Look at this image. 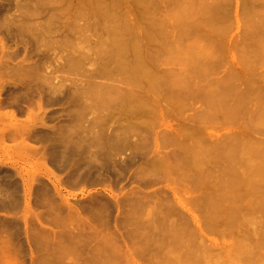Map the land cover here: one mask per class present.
Listing matches in <instances>:
<instances>
[{"label":"rangeland","instance_id":"rangeland-1","mask_svg":"<svg viewBox=\"0 0 264 264\" xmlns=\"http://www.w3.org/2000/svg\"><path fill=\"white\" fill-rule=\"evenodd\" d=\"M29 10H31L30 15H28ZM257 17L260 19L258 20ZM86 21H89L90 25H85ZM263 21L264 0H0V112L13 113L12 115L15 116V118L13 116L9 118L10 114L0 113L2 114L0 116V264H264ZM102 29L103 33H101ZM110 30L114 33L112 34ZM143 32L146 33L145 38L148 37L147 41L143 38ZM108 33L110 36L107 35ZM102 35L105 36L102 37ZM116 36H119L120 40ZM187 44L190 45L187 49L189 48L192 54L186 49ZM132 45L142 48L139 50L144 58L134 53L136 48L132 51ZM90 46L92 48H89ZM121 48L127 50L123 51ZM113 50L123 55L117 59L119 55ZM93 52L95 55L99 53L95 56L96 58ZM131 52L134 54L132 55ZM186 57L190 63L187 62ZM115 58L125 59L124 61L129 63L131 60L135 61L134 58L136 61L140 58L139 62L142 58L145 59L147 62L143 61L144 65H141L149 66V73L155 78L162 79V81L158 79L160 87H155L156 85L149 81L151 77L149 80L144 79L149 77L148 73L142 78L144 75L141 76L142 73L138 74L139 72L136 71L143 79L142 81L138 76L142 83L137 77V81L134 77L133 80L129 79L131 81L126 80L127 75L135 73L133 71L136 68L132 71L134 68L131 66V72H126L130 70L127 69L128 62L126 64L123 61L122 64L120 60L118 63L121 64L115 65L117 61ZM86 59H88L87 62ZM194 59H197L199 63L202 60V66L197 64L201 66V70L197 66L199 69H196V72L192 71L191 83L193 84L189 87L197 83L196 91L202 93V87H200L201 90L198 87L206 84L205 82L211 83L210 88L214 83H219L220 86L217 85L216 90L222 88V92L227 97H223L225 100L222 104L218 105L220 102L215 101L218 106L215 105V109L220 111L223 107L226 109L228 106V109L236 107L235 112L238 111V113L235 117L236 119L239 117L238 121L235 119V122L223 123L220 116L215 118L216 120H207L203 115L199 118L200 115L197 114L199 110L206 109L208 105L203 100L205 98H201L204 94L194 95L196 97L177 96L180 80L176 81L175 78L180 77L181 72L186 71L191 66V60ZM192 64L195 67L196 64L194 62ZM91 65L94 66L91 67ZM121 65L126 66V68L123 67L124 72H121L119 67ZM91 68L94 70L92 71ZM142 69H140L141 72L147 68ZM189 70L191 72V67ZM119 78L121 79L118 81ZM157 78L156 82L152 79L155 84ZM165 78L170 79L169 82ZM150 83L155 88L152 89L150 88L152 86L147 85ZM133 85L139 86V89ZM142 85L144 89L140 88ZM209 86L203 90L210 91ZM109 89L111 95L108 93ZM147 89L149 92L145 91ZM187 89L189 88L186 87L184 90ZM96 90L98 93L102 92L99 95L103 94V96L96 95ZM89 91H95V93ZM87 92L89 96L93 95L90 98L85 97ZM127 92L131 94L142 92L141 98L145 99V106L139 104L136 106V101L133 103L131 100L126 101V98L120 94ZM173 92L177 93L174 97ZM177 101L181 103L180 107ZM127 104L131 105L127 107ZM213 108L211 111L216 112ZM197 116L198 119L195 120ZM94 117L97 118L94 120ZM131 122H133L131 129L130 127L127 129L132 131L131 133L127 131L129 147L128 144L127 147L117 145L119 149L113 147L114 145L110 146L111 142L103 136L104 133L106 135L112 133L115 125H128ZM97 129L99 132L96 131ZM145 130H148V135L145 134ZM100 131L104 140L100 139V135L96 140L95 136L97 133L100 134ZM142 131L145 132L142 134ZM187 134L191 135V138ZM230 135L233 136L232 140ZM192 136L200 140L201 147L206 146L209 149L211 147L210 153L207 152L205 156L202 151L201 155L214 163L208 161L209 165L206 164L207 162L203 165L199 164L201 168L196 165L202 171L197 167L194 169L187 167L190 166L188 161H192L188 160L192 157H189L192 153L189 152V154L190 150H187L188 147L186 149L185 146L193 141ZM91 137H95L93 141L100 143L92 145ZM224 138L228 142H224L226 144L223 143V145L221 142ZM142 139L143 141H140ZM246 143L249 145L244 146ZM225 145L228 146L226 149L223 148L226 147ZM252 146H255L254 151L251 149ZM122 147L125 148L122 149ZM249 147H251L250 151ZM230 150L233 151L230 152ZM158 155L162 158L160 159ZM202 156L198 158L202 160ZM126 159L131 161H128V167L124 168L122 161ZM229 161L233 162L229 165ZM252 162H254L253 165ZM169 164L172 166L176 164L179 168L171 167ZM237 166L239 170L241 167V172ZM221 168L226 170L224 179L227 177L226 180L229 182L223 180ZM218 170L220 174L218 176L221 177L218 181L225 182L221 183V186L216 185L215 181ZM139 171H146L145 177ZM206 173L212 174L211 184L216 185H208L214 188V191L216 190L215 193L211 192L213 195H209L207 190L210 178L209 181L205 178ZM150 174L151 177L148 176ZM213 175H215L214 178H212ZM197 176L202 177H200L201 181H195ZM249 177H251L250 181ZM234 179H236L235 182ZM192 182L198 185L194 187ZM133 192L138 195L143 193L141 197L142 200L145 198L144 204L141 205L143 209L139 210V205H136L137 200ZM225 192L227 197L223 194ZM226 199L227 203L224 202ZM114 200L117 202L120 200L122 203L119 202L118 206ZM132 208L135 210V213H132L134 217L128 214V210L134 211ZM106 209L109 212L106 213ZM137 210L141 213L144 210V213L139 215ZM172 222L175 224L174 227L170 226ZM142 230H145L147 234ZM167 233L170 234L167 235Z\"/></svg>","mask_w":264,"mask_h":264},{"label":"bare ground","instance_id":"bare-ground-1","mask_svg":"<svg viewBox=\"0 0 264 264\" xmlns=\"http://www.w3.org/2000/svg\"><path fill=\"white\" fill-rule=\"evenodd\" d=\"M31 2H32V1H31ZM25 3H26V2H25ZM24 5H25V4H24ZM31 5H32V4H31ZM28 6H29V5H28ZM23 7H25V6H23ZM26 7H27V5H26ZM213 7H215V6H213ZM217 7H218V6H217ZM27 8H28V7H27ZM212 9H214V8H212ZM210 10H211V9H210ZM30 11H31V10H29V14H28V15H30ZM212 11H213V10H212ZM255 11H256V10H255ZM188 12H189V11H188ZM193 12H194V11H193ZM31 13H32V12H31ZM249 13L251 14V12H249ZM212 14H213V13H212ZM257 14H258V12H257ZM257 14H256V15H257ZM252 15L255 16V14H253V13H252ZM106 16H107V15H106ZM251 18H254V17L251 16ZM257 18H258V17H257ZM105 19H106V17H105ZM107 19H108V18H107ZM254 19H255V18H254ZM259 19H260V18H258V20H259ZM261 20H262V18H261ZM86 22H87V21H86ZM88 22H89V21H88ZM88 22L85 23V25L88 24ZM198 22H199V21H198ZM198 22H194V23H198ZM256 22H257V21H256ZM259 22H260L261 25H262V22H261V21H259ZM263 22H264V21H263ZM31 24H32V23H31ZM85 25H84V26H85ZM88 25H90V23H89ZM99 25H100V24H99ZM99 25H98V26H99ZM103 25H104V24H103ZM112 25H113V24H112ZM188 25L191 26V24H188ZM188 25H187V26H188ZM192 25H193V24H192ZM258 25H259V24H258ZM30 26H31V25H30ZM48 26H50V25L48 24ZM84 26H83L82 28H84ZM104 26H107V25L105 24ZM104 26H103V28H104ZM109 26H110V25H109ZM113 26H114V25H113ZM115 26H116V25H115ZM183 26L186 27L185 25H183ZM34 27H35V26H34ZM36 27H37V26H36ZM121 27H122V26H121ZM31 28H32V27H31ZM31 28H29V29L31 30ZM41 28H42V27H41ZM88 28H90V27H88ZM95 28H96V27H95ZM100 28H101V26H100ZM108 28H109V27H108ZM113 28H114V27H113ZM192 28H193V27H192ZM33 29H34V28H33ZM46 29H47V27H46ZM49 29H50V27H49ZM104 29H105V28H104ZM110 29H111V28H110ZM115 29H116V28H115ZM182 29H183V28H182ZM187 29L189 30V28H187ZM194 29H195V28H194ZM106 30H107V28H106ZM116 30H117V29H116ZM116 30H115V31H116ZM184 30H185V29H184ZM34 31H35V30H34ZM34 31H33V32H34ZM38 31H39V30H38ZM40 31H41V30H40ZM43 31H45V30H43ZM144 31H145V30H144ZM146 31L148 32V30H146ZM181 31H182V30H181ZM181 31H180V32H181ZM191 31H192V29H191ZM194 31H195V30H194ZM110 32H111L112 34L114 33V32H112L111 30H110ZM116 32H117V31H116ZM116 32H115V34H116ZM120 32H121V31H120ZM120 32H119V33H120ZM122 32H123V31H122ZM157 32H159V30H158ZM183 32H185V31H183ZM37 33H38V32H37ZM98 33H99V31H98ZM101 33H103V29H102ZM117 33H118V32H117ZM143 33H144V32H143ZM148 33H149V32H148ZM109 34H110V33H108L107 35H109ZM121 34H122V33H121ZM133 34H135V33H133ZM145 34H146V33H144V35H145ZM98 35L100 36V33H99ZM98 35H97V36H98ZM107 35H106V36H107ZM116 35H117V34H116ZM136 35H137V33H136ZM136 35H135V37H136ZM144 35H143V38L146 37V35H145V36H144ZM95 36H96V35H95ZM95 36H94V37H95ZM103 36H105V35H102V37H103ZM109 36H110V35H109ZM112 36H113V35H112ZM123 36H124V35H123ZM149 36L151 37V35H149ZM107 37H108V36H107ZM107 37H106V38H107ZM113 37H115V35H114ZM113 37H112V38H113ZM129 37H130V36H129ZM131 37H132V34H131ZM85 38H87V37H85ZM104 38H105V37H104ZM109 38H111V37H109ZM116 38H118V40H120V39H119V36H118V37L116 36ZM121 38H122V36H121ZM143 38H142V40H144ZM147 38H148V37H147ZM147 38H145V40H146ZM151 38L153 39V37H151ZM163 38H164V37H163ZM100 39H101V37H100ZM123 39H124V37H123ZM129 39H130V38H129ZM152 39H149V40H152ZM84 40H85V39H84ZM87 40H88V39H87ZM87 40H86V41H87ZM96 40H97V39H96ZM101 40H102V39H101ZM104 40H105V39H104ZM112 40H113V39H112ZM114 40H115V38H114ZM131 40H132V39H131ZM133 40L136 41V39H134V37H133ZM138 40H139V38H138ZM149 40H148V41H149ZM163 40H164V39H163ZM46 41H47V40H46ZM86 41H85V42H86ZM98 41H99V40H98ZM107 41H109V39H107ZM116 41H117V40H116ZM139 41H140V40H139ZM146 41H147V40H146ZM174 41H175V40H173V42H174ZM49 42H50V41H49ZM83 42H84V41H83ZM95 42H96V41H95ZM95 42H94V44H95ZM102 42H104V41H102ZM102 42H99V43H102ZM112 42H113V41H112ZM120 42H121V41H120ZM123 42H124V41H123ZM141 42H143V41H141ZM157 42H158V41H157ZM166 42H167V41H166ZM166 42H165V43H166ZM117 43H118V42H117ZM121 43H122V42H121ZM136 43H137V42H136ZM138 43H139V42H138ZM175 43H176V41H175ZM86 44H87V43H86ZM106 44H107V43H106ZM112 44H113V43H112ZM114 44H115V43H114ZM126 44H127V43H126ZM131 44H132V43H131ZM84 45H85V44H84ZM84 45H83V46H84ZM90 45L92 46V44H90ZM102 45H103V44H102ZM120 45H122V44H120ZM157 45H159V44H157ZM191 45H192V44H191ZM48 46H49V45H48ZM85 46H86V45H85ZM91 46H90L89 48H92V47H93V46H92V47H91ZM95 46H97V45H95ZM105 46H106V45H105ZM105 46H104V47H105ZM107 46H109V45H107ZM112 46H113V45H112ZM112 46H111V47H112ZM126 46H127V45H126ZM130 46H131V45H130ZM132 46H133V45H132ZM135 46L137 47V45H134L133 48H132V51L136 48ZM154 46H156V44H155ZM162 46H163V44H162ZM185 46H186V49H187L188 44L185 45ZM189 46H190V45H189ZM189 46H188V47H189ZM86 47H87V46H86ZM100 47H101V46H100ZM118 47H120V46H118ZM122 47H124V46H122ZM160 47H161V46H160ZM82 48H83V47H82ZM95 48H97V47H95ZM108 48H109V47H108ZM139 48H140V47L136 48L135 50H137V51L134 50V53H137L138 56L140 55V57H143V56L141 55V53H140L141 50H139ZM77 49H78V48H77ZM97 49H98V48H97ZM97 49H96V51H97ZM109 49H110V48H109ZM121 49H122V48H121ZM128 49H129V48H128ZM140 49H142V48H140ZM188 49H189V48H188ZM188 49H187V50H188ZM73 50H74V49H73ZM73 50H71V51L73 52ZM78 50H80V48H79ZM101 50H103V49H101ZM105 50H106V49H105ZM105 50H104V51H105ZM107 50H108V49H107ZM117 50H118V48H117V45H116V51H117ZM122 50L124 51V50H127V49L125 48V49H122ZM138 50H139V51H138ZM161 50H162V48H161ZM71 51H70V52H71ZM80 51L82 52L83 50H80ZM113 51H115V50H113ZM116 51H115V52H116ZM123 51H121V52L123 53ZM128 51H129V50H128ZM158 51H159V49H158ZM188 51H189V50H188ZM74 52L76 53V50H74ZM77 52H78V51H77ZM86 52H87V48H86L85 53H86ZM88 52H89V51H88ZM91 52H92V51H91ZM91 52H90V53H91ZM99 52H101V51H99ZM119 52H120V49H119L118 53H119ZM159 52H160V51H159ZM189 52H190V51H189ZM191 52H192V51H191ZM191 52H190V53H191ZM200 52H201V51H200ZM85 53H84V54H85ZM93 53H94V52H93ZM103 53H105V52H103ZM103 53H102V54H103ZM110 53H111V52H110ZM116 53H117V52H116ZM118 53H117V54H118ZM124 53H125V52H124ZM129 53H130V52H129ZM131 53H132V55L134 54L133 52H131ZM194 53H195V52H194ZM87 54H88V53H86V55H87ZM98 54H99V53H98ZM98 54H97V55H98ZM108 54H109V53H108ZM114 54H115V53H114ZM191 54H192V53H191ZM196 54H197V53H196ZM202 54H203V53H201V55H202ZM72 55H73V54H72ZM74 55H75V54H74ZM74 55H73V56H74ZM82 55H83V54H81V56H82ZM97 55H95V53H94V57L97 56ZM118 55H119V54H118ZM122 55H123V54H122ZM122 55L117 56V59H118V57H121ZM128 55H129V54H128ZM132 55H131V57H132ZM137 55L135 54V56L138 58ZM187 55H188V54H187ZM113 56H114V55L112 54V57H113ZM129 56H130V55H129ZM196 56H197V55H196ZM196 56H195V57H196ZM198 56H199V55H198ZM198 56H197V57H198ZM68 57H69V55H68ZM88 57H90V56H88ZM145 57H146V56H145ZM188 57H189V55H188ZM192 57H193V55H192ZM201 57H202V56H201ZM76 58H77V57H76ZM92 58H93V57H92ZM95 58H96V57H95ZM100 58H102V57H100ZM105 58H106V57H105ZM143 58H144V57H143ZM143 58L141 59L142 61H140L141 63L139 62L140 58H139V60L137 59V61H136V58H134L135 61H132V60H131L133 63H134V62L137 63V64L135 63L136 66H135L131 61H130V63H129V61H124L125 59H123V58H122L123 60H121V58H120L119 60H117V59L115 58V59L117 60V61H115V63H116L115 65H117V64L120 65L121 63H118V62H120V60H121L122 64H123V61H124L125 63L128 62V64L126 63V64H127V67H128L127 69H130V70H126V72H131V69H132V68H130V67L132 66V67L134 68V69H132V71L135 70V68H136V70L133 71V72H135L136 74H135V73H131L129 76L127 75V79H126V80H129V79H132V80H133V77H134V78H135V79H134L135 81H137V79H138V81H139L140 83H142V81H143L142 78H144V77L147 75V73L150 74V73H149L150 69H149L148 63H147V66H148V67L142 66V65H144V64H143V63H144L143 61H146L145 59L143 60ZM186 58H187V57H186ZM71 59H72V58H71ZM74 59H75V57H74ZM106 59H108V58H106ZM111 59H112V58H111ZM192 59H193V58H192ZM72 60H73V59H72ZM81 60H82V59H81ZM87 60H88V59H86V62H87ZM186 60H187L188 63H190V61L188 60V58H187ZM199 60H200V59H199ZM92 61H96V60H92ZM92 61H91V62H92ZM100 61H101V60H100ZM104 61H105V60H104ZM68 62H70V61H68ZM73 62H74V61H73ZM91 62H90V63H91ZM107 62H108V61H107ZM146 62H147V61H146ZM192 62H194V64H196L195 67H194V65L192 64ZM196 62H197V63H196ZM201 62H202V60H201ZM201 62L199 63L197 59H196V60H195V59H194V60H191V66H190V67H191V72H190V70H189L190 67L187 68L188 70L186 69V71H182V70H181V71L183 72V73L181 72V74H180V72H178V74H180V77L177 75L178 77L176 76L177 78H175V80H176V81L180 80L179 82H180V83L182 82V83L180 84V83L178 82L179 85L176 84V85H178V87H180V90H178V91H179V92H177L178 94L173 92V97L176 96L175 94H177V96L179 95V97H181V95H183V96L187 95V96L196 97V96H194V95H198V94L201 93V92H199L198 90L196 91V89H197V86H196V85H198L197 83H196V85L194 84L195 86L193 85L194 87H193L192 85H191V86H192L191 88L189 87L190 84H193V83H191V82L193 81L192 78H191V75H192L191 73L196 72V71H197L196 69H199V68L202 66V63H201ZM71 63H72V62H71ZM88 63H89V62H88ZM96 63H98V62H96ZM101 63H102V61H101ZM131 63H132V65H130ZM74 64L77 65L76 63H74ZM78 64H79V63H78ZM86 64H87V63H86ZM92 64H93V62H92ZM111 64H113V63H111ZM126 64H125V65H126ZM139 64H140V65L142 64V65L140 66ZM197 64H198V65L201 64V66H198ZM79 65H80V64H79ZM95 65H96V64H95ZM104 65H105V64H103V66H104ZM138 65H139V66H138ZM192 65H193V67H192ZM92 66H94V65H91V67H92ZM111 66H113V65H111ZM134 66H135V67H134ZM197 66H198L199 68H198ZM98 67H99V66H98ZM119 67L121 68V72H124V71H125V70L123 71V69H124L123 67L126 68V66H122V65H121V66H119ZM119 67L117 66L116 68L118 69ZM141 67H142V68L144 67L145 69H146V68H147V69L144 70L143 72H141V70H143ZM71 68H72V67H71ZM94 68H95V67H94ZM100 68H101V67H100ZM114 68H115V67H114ZM72 69H73V68H72ZM91 69H92V68H91ZM91 69H90V70H91ZM101 69H102V68H101ZM106 69H107V68H106ZM109 69H110V68H109ZM140 69H141V70H140ZM148 69H149V70H148ZM183 69L185 70L184 67H183ZM90 70H89V71H90ZM93 70H94V69H92V71H93ZM113 70H114V69H113ZM113 70H112V72H114ZM115 70H116V69H115ZM119 70H120V69H119ZM200 70H201V68H200ZM84 71H85V69H84ZM98 71H99V70H98ZM116 71H117V70H116ZM136 71H138L139 73L136 72ZM192 71H193V72H192ZM87 72H88V71H87ZM102 72H104V71H102ZM118 72H119V71H118ZM144 72H145V73H144ZM185 72H186V73H185ZM108 73H110V72H108ZM115 73H116V72H115ZM119 73H120V72H119ZM137 73H138V74L142 73V74H140V75H141V76L144 75V76L141 78ZM143 73H144V74H143ZM99 74H101V73H99ZM127 74H128V73H127ZM133 74H134V75H133ZM86 75H87V74H86ZM105 75H106V74H105ZM111 75H114V74H111ZM136 75H137V76H136ZM84 76H85V75H84ZM91 76H92V75H91ZM114 76L116 77V75H114ZM121 76H123V75H121ZM121 76H120V77H121ZM138 76H139V78H140L142 81L138 78ZM155 76H156V74H155ZM158 76H159V75H158ZM188 76H189V77H188ZM108 77H109V76H108ZM129 77H132V78H129ZM136 77H137V79H136ZM147 77H148V76H147ZM147 77H145L144 79H145V80H147V79L149 80V78L151 77V79H150L149 81H150L154 86L156 85L155 87H158V86L160 87L161 84L158 85V83H159V80L162 81V79H160L159 77H158V78L156 77V78H157V83L155 84V82H156L155 79H156V78L154 77V75L152 76V75L150 74L149 77H148V78H147ZM192 77H193V76H192ZM42 78H43V77H42ZM105 78H106V76H105ZM111 78H112V77H111ZM124 78H125V77H124ZM161 78H162V77H161ZM178 78H179V79H178ZM49 79H50V78H49ZM120 79H121V78H119L118 81H119ZM152 79H154L155 82H154ZM158 79H159V80H158ZM165 79L167 80V78H165ZM186 79H187V81H186ZM43 80H44V79H43ZM43 80H41V81H42V82H45V81H43ZM50 80H51V79H50ZM126 80H124L125 84H127V83H126ZM168 80H170V79H168ZM168 80H167V81H168ZM173 80H174V76H173ZM46 81H47V80H46ZM109 81H110V80H109ZM121 81H122V80H121ZM129 81H131V80H129ZM161 81H160V82H161ZM176 81H175V82H176ZM51 82H52V81H51ZM110 82H111V81H110ZM127 82H128V81H127ZM132 82H133V81H132ZM132 82H131V83H132ZM153 82H154V83H153ZM164 82H165V80H164ZM168 82H169V81H168ZM168 82H167V83H168ZM173 82H174V81H173ZM222 82H223V81H222ZM90 83H91V82H90ZM101 83H102V82H101ZM101 83H100V84H101ZM129 83H130V82H129ZM135 83H137V82H135ZM151 83H150V84H147V85L152 86V87H150V88H152V89L155 88V87H153V85H152ZM194 83H195V82H194ZM205 83L207 84V85L204 84V85H206V86H204V85L199 86L198 89L201 90L200 87H202V90H201L202 93H201V95L204 94V96H202V97L200 96V97H201L202 99L205 98V99H203V100H205V103L207 102L208 105L205 104V105H207V108H206V109H203L202 111L199 110V112L197 113L198 115H200L199 118L203 115L205 119H207V120H211V119H215V118H217V117L220 116V118H222L223 123L235 122V121L239 118V117H238V118L236 119V117H235V115L238 113V111H237V113L235 112V108H236V107L233 106L234 108H229V109H230V110H229V109H228L229 106L227 105V106H228L227 109H226V107H225V108L223 107V108L221 109V110H224V111H222L223 113L221 112V110L219 111V110H216V109H215V105H216V107H218V106H217V102H215V101L220 102V103H218V105H219V104H222V102L224 103L223 100H225V98H223V97H227V95L224 94V93L222 92V90H221L222 88H219V90H216V89H218L216 86H217V85L220 86V84H219L218 82H217L218 84L214 83V85H213L212 88L215 87V89H212V88H210V87L212 86L211 83H209V84H208V82H205ZM108 84H110V83H108ZM132 84H133V83H132ZM202 84H203V83H202ZM215 84H216V85H215ZM223 84H224V83H223ZM86 85H87V84H86ZM92 85H93V84H92ZM104 85L107 86L105 82H104ZM127 85H128V84H127ZM136 85H138V83H137ZM173 85H174V83H173ZM200 85H201V83H200ZM209 85H210V86H209ZM221 85H222V84H221ZM225 85H226V84H225ZM225 85H224V87H225ZM95 86H96V85H95ZM99 86H101V85H99ZM99 86H98V87H99ZM108 86H109V85H108ZM117 86H118V85H117ZM140 86H141V85H140ZM149 86H148V89L150 90ZM208 86H209L208 89H210V91L208 90V91L206 92V90H203V89H205V88L207 89ZM219 86H218V87H219ZM229 86H230V85H229ZM87 87H88V86H87ZM90 87H93V86L90 85ZM133 87H138V89H139V86H134V85H133ZM145 87H146V86H145ZM186 87L189 88V89H187V90L185 91L184 89H186ZM99 88H100V87H99ZM108 88H109V87H108ZM108 88H107V89H108ZM111 88H112V86H111ZM130 88H131V86H130ZM140 88H143V85H142V87H140ZM165 88H166V87H165ZM182 88H184V89H182ZM194 88H195V90H194ZM227 88H228V87H227ZM90 89H92V88H90ZM97 89H98V88H97ZM107 89H106V90H107ZM136 89H137V88H136ZM143 89H144V88H143ZM148 89L145 90V91H148ZM178 89H179V88H178ZM190 89H191V90H190ZM211 89H212L213 91H215V92H213ZM224 89H225V88H224ZM232 89H233V88H232ZM101 90H102V89H101ZM103 90H104V88H103ZM182 90H183V91H182ZM193 90H194V91H193ZM75 91H76V90H75ZM75 91H73V92H75ZM77 91H78V90H77ZM85 91H87V90H85ZM107 91H108V90H107ZM151 91H152V90H151ZM151 91H150V92H151ZM176 91H177V90H176ZM180 91H181V92H180ZM227 91H228V90H227ZM89 92H94V93H95V91H89ZM96 92H97V90H96ZM148 92H149V91H148ZM218 92H219V93H218ZM220 92H221V94H222V93H223V94L221 95ZM229 92H230V90H229ZM231 92H232V91H231ZM71 93H72V92H71ZM83 93H84V92H83ZM97 93H98V92H97ZM97 93H95V94H96V95H99V93H102V92L99 91V93H98V94H97ZM105 93H106V94L110 93V95H111V91H110V89H109V92H108V93H107V92H105ZM112 93H113V92H112ZM141 93H142V92H141ZM141 93L138 92V94H137V93H135V94H131V93H128V92H127V93H125V94H120V95H121L122 97L126 98V101H127V100H128V101L131 100L132 103L136 101V102H137V103L135 102L136 106H137V104H139V105L142 106V105H144V102H146V101H144V100H145L144 98H141V97H142L141 95H143V94H141ZM233 93H234V92H233ZM88 94H89V93L87 92V95H85V97H86V96H89ZM149 94H150V93H149ZM152 94H153V92H152ZM154 94L157 95L156 93H154ZM227 94H228V93H227ZM239 94H241V93L239 92ZM243 94H244V93H243ZM248 94H249V93H248ZM70 95H71V94H70ZM80 95H83V94H80ZM92 95H93V94H92ZM92 95H90V96H92ZM101 95L103 96V94H100L99 97H100ZM112 95H113V94H112ZM116 95H118V94H116ZM150 95H151V94H150ZM155 95H154V96H155ZM224 95H225V96H224ZM233 95H234V94H233ZM233 95H232V96H233ZM236 95H237V94H236ZM245 95L247 96V94H245ZM68 96H69V95H68ZM75 96H77V95H75ZM83 96H84V95H83ZM90 96H89L88 98H90ZM94 96H95V95H94ZM104 96H105V94H104ZM113 96H115V94H114ZM187 96H186V97H187ZM198 96H199V95H198ZM218 96H219V97H218ZM220 96H221V98H220ZM234 96H235V95H234ZM240 96H241V95H240ZM242 96H243V95H242ZM242 96H241V97H242ZM77 97H78V96H77ZM85 97H83V98H85ZM111 97H112V96H111ZM118 97H119V95H118ZM122 97H121V98H122ZM217 97H218V98H217ZM60 98H61V97H60ZM69 98H70V97H69ZM74 98H75V97H74ZM88 98H86V99H88ZM92 98H93V97H92ZM106 98H107V97H106ZM131 98H132L133 100H132ZM177 98H178V97H177ZM222 98H223V99H222ZM101 99H102V98H101ZM119 99H120V98H119ZM178 99H179V98H178ZM194 99H195V98H194ZM215 99H216V100H215ZM219 99H220V100H219ZM233 99H234V98H233ZM72 100H73V99H72ZM72 100H71V101H72ZM79 100H80V99H79ZM83 100H84V99H83ZM88 100H89V99H88ZM203 100H202V101H203ZM221 100H222V101H221ZM227 100H228V99H227ZM231 100H232V97H231ZM231 100H230V101H231ZM235 100H236V99H235ZM235 100H234V101H235ZM237 100L239 101V98H238ZM240 100H241V99H240ZM243 100H244V99H243ZM245 100H246V99H245ZM77 101H78V100H77ZM90 101H91V100H90ZM95 101H96V100H95ZM140 101H141V102H140ZM234 101H233V102H234ZM246 101H247V100H246ZM102 102H103V101H102ZM120 102H121V101H120ZM239 102H240V101H239ZM87 103H88V102H87ZM90 103H91V106H92V101H91ZM104 103H105V102H104ZM132 103H131V104H132ZM141 103H143V104H141ZM177 103L179 104V101H177ZM74 104H75V103H74ZM101 104H102V103H101ZM131 104H127V107H128L129 105H131ZM145 104H146V103H145ZM147 104H148V103H147ZM173 104H175V103L173 102ZM178 104H177V105H178ZM180 104H181V103H180ZM180 104L178 105L179 107L181 106ZM212 104H213V105H212ZM225 104H226V103H225ZM229 104H230V103H229ZM80 105H81V104H80ZM105 105H106V104H105ZM139 105H138V106H139ZM177 105H176V107H178ZM81 106H82V105H81ZM91 106H90V107H91ZM93 106H94V105H93ZM98 106H99V105H98ZM125 106H126V104H125ZM125 106H123V107H125ZM134 106H135V105H134ZM136 106H135V107H136ZM144 106H145V105H144ZM144 106H143V107H144ZM213 106H214V108H213ZM237 106H239V105H237ZM78 107H79V106H78ZM87 107H88V106H87ZM101 107H102V106H101ZM104 107H105V106H104ZM139 107H140V106H139ZM139 107H138V108H139ZM211 107H212L213 110H215L216 112L211 111V110H212ZM221 107H222V106H221ZM231 107H232V106H231ZM75 108H76V107H75ZM95 108H96V107H95ZM97 108H99V107H97ZM140 108H141V107H140ZM219 108H220V107H219ZM239 108H240V107H239ZM239 108H238L237 110H239ZM76 109H77V108H76ZM79 109H80V108H78V110H79ZM121 109H123V108H121ZM131 109H132V108H131ZM131 109H130V110H131ZM134 109H135V108H134ZM209 109H210V110H209ZM217 109H218V108H217ZM232 109H233V110H232ZM72 110H73V109H72ZM72 110H71V111H72ZM89 110H90V109H89ZM96 110H97V109H96ZM128 110H129V108H128ZM135 110H136V109H135ZM137 110H138V109H137ZM142 110H143V109H142ZM227 110H228V111H227ZM80 111H81V109H80ZM80 111H79V112H80ZM90 111H91V110H90ZM92 111H93V110H92ZM101 111H102V110H101ZM103 111H104V110H103ZM107 111H108V110H107ZM107 111H105V112H107ZM118 111H119V110H118ZM138 111H139V110H138ZM225 111H226V112H225ZM230 111H232V112H230ZM93 112H94V111H93ZM93 112H92V113H93ZM134 112H135V111H134ZM134 112H133V113H134ZM219 112H220V113H219ZM0 113H2V112H0ZM5 113H7V112H3L2 114H5ZM92 113H91V115H92ZM96 113H97V111H96ZM98 113H99V112H98ZM101 113H102V112H101ZM239 113H240V112H239ZM2 114H1V115H2ZM8 114H10V113H7V114H5V115H8ZM12 114H13V113H12ZM12 114H10V117H9V118H11V117L13 116ZM83 114H85L84 111H83ZM104 114H105V113H104ZM108 114H109V113H108ZM1 115H0V116H1ZM14 115H15V114H14ZM80 115H82V114H80ZM95 115H96V114H95ZM95 115H94V116H95ZM105 115H106V114H105ZM111 115H112V114H111ZM113 115H114V114H113ZM120 115H121V114H120ZM86 116H88V115L86 114ZM89 116H90V115H89ZM89 116H88V117H89ZM98 116H99V114H98ZM195 116H196V115H195ZM3 117H7V116H3ZM13 117L15 118V116H13ZM104 117H105V116H104ZM106 117H107V116H106ZM193 117H194V116H193ZM0 118H1V117H0ZM96 118H97V117H94L93 119L95 120ZM99 118H100V117H99ZM201 118H202V117H201ZM204 118H203V119H204ZM240 118H241V117H240ZM79 119H80V118H79ZM86 119H87V118H86ZM91 119H92V118H91ZM191 119H192V118H191ZM194 119L197 120V119H198V116H197V118H194ZM235 119H236V120H235ZM260 119L262 120L263 118L260 116ZM83 120H84V119H83ZM89 120H90V119H89ZM102 120H104V119H102ZM215 120H216V119H215ZM238 120H239V119H238ZM238 120H237V121H238ZM68 121H69V120H68ZM75 121H76V120H75ZM90 121H91V120H90ZM96 121H97V120H96ZM212 121H213V120H212ZM258 121H259V118H258ZM258 121H257V122H258ZM262 121H263V120H262ZM77 122H78V121H77ZM127 123H128V122H127ZM132 123H133V122H131V124H128V125H122V124H121L122 126H121V125H115V124H114V125H115V128H114V130L112 131V133L109 134L108 131H106L108 134L106 135V134L104 133V135H103V134H102V131H100V134L97 133L98 135L96 134V136H95V137H96V140H97V138L99 137V135L101 136L100 139H103V140H104V138H102V137H103V136H104V137L106 136V138L111 142V143H110V146H111V145H114L113 147H115L116 149H117V148L119 149V147H118L117 145L127 147V144H128V136H127L128 133H127V131H129V130H127V129H129L128 127H130V129H131ZM139 123H140V122H139ZM70 124H71V123H70ZM85 124H86V123H85ZM92 124H94V123L92 122ZM109 124H111V123H109ZM140 124H141V123H140ZM143 124H144V122H143ZM260 124H261V123H260ZM64 125H65V124H64ZM64 125H63L62 127H64ZM68 125H69V124H68ZM73 125H74V123H73ZM81 125H82V124H81ZM81 125H80V127H81ZM95 125H97V124L95 123ZM107 125H108V124H107ZM71 126H72V125H71ZM75 126H76V125H75ZM78 126H79V125H78ZM99 126H100V125H99ZM103 126H104V125H103ZM103 126H102V127H103ZM134 126H135V125H134ZM73 127H74V126H73ZM76 127H77V126H76ZM80 127H79V128H80ZM90 127H91V126H90ZM92 127H93V126H92ZM137 127H138V126H137ZM97 128H98V126H97ZM132 128H133V127H132ZM135 128H136V127H135ZM140 128H141V126H140ZM146 128H147V127H146ZM146 128H145V129H146ZM70 129H72V128H70ZM76 129H77V128H76ZM82 129H83V128H82ZM85 129H86V128H85ZM94 129H95V128H94ZM136 129H137V128H136ZM77 130H78V129H77ZM83 130H84V129H83ZM88 130H89V129H88ZM100 130H102V128H101ZM105 130H106V129H105ZM105 130H104V131H105ZM134 130H135V129H133V131H134ZM138 130H139V129H138ZM138 130H136V131H137V134H139V133H138ZM141 130H142V128H141ZM143 130H144V128H143ZM96 131H98V129H97ZM96 131H95V132H96ZM145 131H146V130H145ZM145 131H144V132H145ZM147 131H148V130H147ZM147 131H146V133H145L146 135H148V134H147ZM98 132H99V131H98ZM110 132H111V131H110ZM129 132L131 133L132 131H129ZM144 132L142 131V134H143ZM79 133H80V132H79ZM134 133H135V135H136V132H134ZM148 133H149V132H148ZM89 134H90V133H89ZM89 134H88V135H89ZM132 134H133V133H132ZM85 135H86V134H85ZM90 135H91V134H90ZM92 135H93V134H92ZM102 135H103V136H102ZM188 135H189V134H187V136H188ZM233 135H234V134H233ZM130 136H131V135H130ZM136 136H137V135H136ZM143 136H144V135H143ZM190 136H191V135H189L188 137H190ZM230 136H231V137H230ZM230 136H229V137H230L231 140H232V139H233V138H232L233 136H232V135H230ZM84 137H85V136H84ZM95 137H94V138H95ZM144 137H145V136H144ZM227 137H228V136H227ZM227 137H226V139H227ZM234 137H235V136H234ZM239 137H240V136H239ZM86 138H87V137H86ZM91 138H92V137H91ZM94 138H92V139H90V140L93 141ZM106 138H105V139H106ZM141 138H142V137H141ZM162 138H164V137H162ZM190 138H191V137H190ZM190 138H189V139H190ZM192 138H193V141L190 142L191 144L188 142V144H186L187 146H185V147H186V149H187V147H188L187 150H190V151H188V153L190 152V153L193 154V155H192V154L189 155V157H191V156L193 157L194 155H195V157H193V158L191 157L192 159H191V158H188V160H192V161H193V162H192V161H190V162L188 161V164L190 163V166H189L188 164H186L187 162H186L185 164L188 165L187 167H188V168L190 167L191 169H192V168L194 169V168H196V167L198 168V166L203 165V164L206 163V162H207L206 164L209 165V164H210L211 162H213V161L210 162L211 159H210L209 157H208V158H209L210 160H207L206 157H204V156L201 155V152L203 151L202 154L205 153V156H206V153H207V152L210 153V149H211V147H210V149H209V147L207 148L206 146L201 147V146H200V143H199L200 140H198V138H196V136H195V137L192 136ZM132 139H133V138H132ZM138 139H139V138H138ZM195 139H197V140H195ZM145 140H146V139H145ZM145 140H144V141H145ZM221 140H222V139H221ZM223 140H224V141H223ZM223 140H222V142H221L222 144H223L224 142H226V141L228 142V140L225 141V138H224ZM229 140H230V139H229ZM80 141H81V140H80ZM80 141H79V142H80ZM109 141H107V143H108ZM137 141H138V140H137ZM137 141H136V142H137ZM140 141H143V139L140 140ZM140 141H139V142H140ZM188 141H189V140H188ZM217 141H218V140H217ZM217 141H216V142H217ZM237 141H238V140H237ZM134 142H135V141H134ZM134 142L132 143V145L134 144ZM136 142H135V143H136ZM216 142H215V143H216ZM232 142H234V141H232ZM81 143H82V142H81ZM81 143H80V144H81ZM84 143H85V141H84ZM89 143H90V142H89ZM99 143H100L99 141H95V140H94L93 143H92V145H97V144H99ZM101 143H103V141H102ZM140 143H142V142H140ZM145 143H146V142H145ZM202 143H203V142H202ZM213 143H214V142H213ZM218 143L220 144V141H219ZM234 143H235V142H234ZM253 143H254V142H253ZM253 143H252V144H253ZM211 144H212V143H211ZM224 144H226V143H224ZM224 144H223V145H224ZM231 144H232V143H231ZM231 144H230V145H231ZM254 144H255V143H254ZM87 145H88V144H87ZM90 145H91V144H90ZM92 145H91V146H92ZM138 145H139V143H138ZM146 145H147V144H146ZM220 145H221V144H220ZM232 145H233V144H232ZM247 145H249V144H247V143H246V145L244 144V146H247ZM81 146H82V145H81ZM106 146H107V148H108V145H106ZM106 146H105V147H106ZM130 146H131V145H130ZM209 146H210V145H209ZM216 146H217V145H216ZM225 146H226V145H225ZM235 146H236V145H235ZM237 146H238V145H237ZM86 147H87V146H86ZM125 147H122V149H124ZM128 147H129V144H128ZM135 147H137V146H135ZM183 147H184V146H183ZM205 147H206L207 149H205ZM214 147H215V146H214ZM227 147H228V146L223 147V148L226 149ZM229 147H231V146H229ZM232 147H234V146H232ZM238 147H239V146H238ZM252 147H253V146H252ZM79 148H80V147H79ZM100 148H101V147H100ZM111 148H112V147H111ZM111 148H110V149H111ZM137 148H138V147H137ZM137 148H136V149H137ZM141 148H142V147H141ZM236 148H237V147H236ZM250 148H251V147H249V151H250ZM94 149L96 150V147H95ZM108 149H109V148H108ZM132 149H133V148H132ZM143 149H144V148H143ZM221 149H222V148H221ZM234 149H235V148H234ZM251 149H252V150L255 149V146H254L253 148H251ZM87 150H89V149H87ZM92 150H93V149H92ZM105 150H107V149H105ZM105 150H102V151H105ZM137 150H138V149H137ZM146 150H147V149H146ZM148 150H149V149H148ZM212 150H213V149H212ZM239 150H240V149H239ZM239 150H238V151H239ZM244 150H246V149H244ZM89 151H90V150H89ZM113 151H114V150H113ZM117 151H118V150H117ZM134 151H135V150H134ZM139 151H140V150H139ZM141 151H142V150H141ZM192 151H193V152H192ZM213 151H214V150H213ZM223 151H224V150H223ZM232 151H233V150H230V152H232ZM238 151H237V152H238ZM253 151H254V150H253ZM95 152H96V151H95ZM97 152H98V151H97ZM122 152H123V151H122ZM124 152H125V151H124ZM124 152H123V153H124ZM168 152H169V154H170V151H168ZM199 152H200V153H199ZM220 152H221V151H220ZM228 152H229V151H228ZM87 153H88V152H87ZM90 153H91V151H90ZM103 153H104V152H103ZM132 153H133V151H132ZM136 153H138V152H136ZM186 153H187V152H186ZM190 153H189V154H190ZM221 153H222V152H221ZM221 153H220V154H221ZM224 153H225V151H224ZM224 153H223V154H224ZM246 153H247V150H246ZM250 153H252V151H251ZM254 153H255V152H254ZM84 154H86V153H84ZM97 154H98V153H97ZM97 154H96V157H97ZM113 154H114V153H113ZM115 154H116V153H115ZM145 154H146V152H145ZM196 154H198V155H196ZM225 154H226V153H225ZM236 154H237V153H236ZM88 155H89V154H88ZM93 155H94V154H93ZM98 155H99V154H98ZM102 155H103V154H102ZM108 155H109V154H108ZM108 155H106L107 158H108ZM110 155H111V154H110ZM118 155H119V154H118ZM133 155H135V154H133ZM138 155H139V154H138ZM209 155H210V154H209ZM255 155H256V154H255ZM86 156H87V155H86ZM100 156H101V155H100ZM114 156H115V155H114ZM116 156H117V155H116ZM119 156H120V155H119ZM158 156L160 157L161 155H158ZM162 156H163V155H162ZM167 156H168V154H167ZM200 156H202V160L198 158V157H200ZM212 156H213V155H212ZM212 156H211V158H212ZM217 156H218V153H217ZM231 156H232V155H231ZM87 157H88V156H87ZM101 157H102V156H101ZM109 157H110V156H109ZM117 157H118V156H117ZM138 157H139V156H138ZM159 157H156V158H159ZM203 157H204L205 159H204ZM225 157H228V156H225ZM229 157H230V156H229ZM229 157H228V158H229ZM236 157H237V156H236ZM89 158H90V157H89ZM89 158H88V159H89ZM91 158H92V157H91ZM99 158H100V157H99ZM161 158H162V157H160V159H161ZM168 158H169V157H168ZM200 158H201V157H200ZM213 158H214V157H213ZM213 158H212V160H214ZM215 158H216V156H215ZM238 158H240V157H238ZM259 158H261V157L259 156ZM110 159H112V158H110ZM115 159H116V158H115ZM120 159H121V158H120ZM122 159H123V158H122ZM124 159H125V158H124ZM219 159H220V158H219ZM230 159H231V158H230ZM234 159H235V157H234ZM263 159H264V156H263ZM86 160H87V159H86ZM117 160H118V159H117ZM117 160H116V161H117ZM136 160H137V159H136ZM152 160H153V159H152ZM155 160H156V159H155ZM170 160H171V159H170ZM205 160H206V161H205ZM215 160H216V159H215ZM236 160H237V159H236ZM258 160H259V159H258ZM261 160H262V159H261ZM261 160H259V161H261ZM111 161H113V159H112ZM121 161H122V160H121ZM128 161H129V160H127V159H126L125 161H122V162H123V163H122V165H123L122 167L126 168V166L128 165ZM130 161H131V160H130ZM130 161H129V162H130ZM132 161H133V160H132ZM138 161H139V160H138ZM147 161H148V160H147ZM153 161H154V160H153ZM156 161H157V160H156ZM208 161H209L210 163H208ZM220 161H222V160H220ZM233 161H234V160H233ZM233 161H231V162L229 161V162H228L229 165H230V163H232ZM254 161H255V160H254ZM259 161H258V162H259ZM108 162H109V161H108ZM163 162H164V161H163ZM202 162H203V163H202ZM240 162H241V161H239V163H240ZM120 163H121V162H120ZM135 163H137V161H136ZM158 163H159V162H158ZM161 163H162V162H161ZM213 163H214V162H213ZM215 163H217V162H215ZM237 163H238V162H236V164H237ZM253 163H254V162H252V165H253ZM90 164H91V163H90ZM92 164H93V163H92ZM104 164H105V163H104ZM108 164H109V163H108ZM110 164H112V163H110ZM115 164H116V162H115ZM130 164H131V163H130ZM147 164H148V162H147ZM162 164L164 165V163H162ZM166 164H167V163H166ZM176 164H178V162H177ZM176 164L173 165V166H176ZM185 164H184V166L186 167ZM199 164H200V165H199ZM236 164L234 163V165H236ZM98 165H99V164H98ZM106 165H107V164H106ZM113 165H114V164H113ZM143 165H144V164L142 163V167H144ZM151 165H152V164H151ZM153 165H154V164H153ZM157 165H158V164H157ZM169 165H170V164H169ZM194 165H195V167H194ZM196 165H198V166H196ZM212 165H213V164H212ZM240 165H241V163H240ZM250 165H251V164H250ZM256 165H257V164H256ZM256 165H255V166H256ZM101 166H102V164H101ZM101 166H100V167H101ZM149 166H150V165H149ZM170 166L173 167L172 165H170ZM177 166H178V165H177ZM177 166H176V167H177ZM180 166H181V165H180ZM184 166H183V167H184ZM192 166H193V167H192ZM205 166H207V165H205ZM210 166H211V165H210ZM225 166H226V165H225ZM257 166H258V165H257ZM100 167H99V168H100ZM102 167H103V166H102ZM127 167H128V166H127ZM185 167H184V168H185ZM201 167H202V166H200V168H201ZM213 167H214V166H213ZM221 167H222V166H221ZM223 167H224V166H223ZM251 167H252V166H251ZM110 168H111V167H110ZM114 168H115V167H114ZM138 168H139V167H138ZM145 168H146V167H145ZM145 168H144V169H145ZM147 168H148V167H147ZM152 168H153V167H152ZM152 168H151V169H152ZM162 168H163V166H162ZM178 168H179V166H178ZM181 168H182V167H181ZM181 168H180V169H181ZM190 168H189V169H190ZM224 168H225V167H224ZM231 168L233 169V167H231ZM231 168H228V169L231 170ZM238 168H239V167L237 166V169H238ZM256 168H257V167H256ZM258 168H259V167H258ZM260 168H261V167H260ZM139 169H140V168H139ZM149 169H150V168H149ZM159 169H160V168H159ZM165 169H166V168H165ZM175 169H176V168H175ZM198 169H199V168H198ZM222 169H223V168H221V171H220V172H221V176L223 177V180L225 181V180L228 179V178L226 177V179H224V177H225V176H224V173H226V170H224V169L222 170ZM263 169H264V168H263ZM99 170H100V169H99ZM115 170H116V169H115ZM119 170H120V169H119ZM129 170H130V169H129ZM129 170H128V171H129ZM142 170H143V169H142ZM156 170H157V168H156ZM160 170H161V169H160ZM166 170H167V169H166ZM195 170H197V169H195ZM195 170H194V171H195ZM199 170H200V169H199ZM199 170H198V172H199ZM210 170H211V169H210ZM238 170H239V169H238ZM240 170H241V167H240ZM240 170H239V171H240ZM78 171H79V170H78ZM146 171H147V170H146ZM146 171H139V173H141V175H142V174H144V172H146ZM152 171H153V170H152ZM154 171H155V168H154ZM181 171H182V170H181ZM183 171H185V170H183ZM200 171H202V170H200ZM224 171H225V172H224ZM227 171H228V170H227ZM261 171H262V170H261ZM93 172H94V171H93ZM110 172H111V170H110ZM147 172H149V170H148ZM147 172H146V173H147ZM150 172H151V171H150ZM158 172H160V171H158ZM222 172H223V173H222ZM240 172H241V171H240ZM105 173H106V172H105ZM112 173H113V172H112ZM115 173L118 174V172H115ZM128 173H129V172H128ZM136 173H137V171H136ZM151 173H153V172H151ZM166 173H167V172H166ZM188 173H189V171H188ZM191 173H192V172H191ZM191 173H190V175H191ZM195 173H196V172H195ZM195 173H194V174H195ZM200 173H201V172H200ZM200 173H199V174H200ZM238 173H239V172H238ZM77 174H78V173H77ZM80 174H81V173H80ZM159 174H160V173H159ZM159 174H158V175H159ZM163 174H164V173H163ZM177 174H178V173H177ZM183 174H184V173H183ZM236 174H237V173H236ZM93 175H94V174H93ZM106 175H107V174H106ZM125 175H126V174H125ZM167 175H168V174H167ZM181 175H182V174H181ZM187 175H188V174H187ZM190 175H188V176H190ZM208 175H209V177H208ZM211 175H212V174H209V173H208V174L206 173V177H205V175H202V176H204L205 178H208V179H207L208 181H209V178H210L209 183H208V182H207L208 184L206 183L207 186H208V185H210V186H216L217 184H218L219 186H221V183H222V184L225 183L224 181H222V182H221V181H220V182L218 181V179L221 180V179H220L221 177L218 176V175H220V174H219V170H218V172H217V174H216V178H215V181L217 182L216 185H215V184H214V185L211 184V183H212V182H211V181H212V179H211ZM234 175H235V174H234ZM95 176H96V175H95ZM95 176H94V178H95ZM118 176H119V175H118ZM142 176L145 177V174L142 175ZM142 176H141V177H142ZM148 176L151 177L152 175L150 174V175H148ZM155 176H156V175H155ZM163 176H164V175H163ZM191 176H192V175H191ZM235 176H236V175H235ZM78 177H79V175H78ZM96 177H99V176H96ZM101 177H102V176H101ZM125 177H126V176H125ZM131 177H132V176H131ZM153 177H154V176H153ZM200 177H201V176H200ZM200 177L197 176L195 181H197V180H200V181H201ZM214 177H215V175L212 176V178H214ZM238 177H239V176H238ZM92 178H93V176H92ZM115 178H116V177H115ZM117 178H118V177H117ZM133 178H134V177H133ZM147 178H148V177H147ZM147 178H146V179H147ZM159 178H160V177H159ZM162 178H163V177H162ZM198 178H199V179H198ZM201 178H202V177H201ZM249 178H250V179H249V181H250V180H251V177H249ZM97 179H98V178H97ZM139 179H140V177H139ZM142 179H143V178H142ZM157 179H158V178H157ZM190 179H191V178H190ZM194 179H195V177H194ZM203 179H204V178H203ZM216 179H217V180H216ZM231 179H232V178H231ZM254 179H255V178H254ZM103 180H104V179H103ZM129 180H130V179H129ZM135 180H136V179H135ZM155 180H156V179H155ZM155 180H154V181H155ZM204 180H205V179H204ZM229 180H230V179H229ZM235 180H236V179H234L233 181L235 182ZM120 181H121V180H120ZM193 181H194V180H193ZM213 181H214V180H213ZM226 181H228V180H226ZM245 181H246V180H245ZM254 181H255V180H254ZM254 181H253V182H254ZM96 182H97V180H96ZM133 182H134V181H133ZM136 182H137V181H136ZM139 182H141V181H139ZM228 182H229V181H228ZM247 182H248V180H247ZM247 182H246V183H247ZM142 183H143V182H142ZM144 183H145V182H144ZM147 183H148V182H147ZM150 183H151V182H150ZM189 183H190V182H189ZM196 183H197V182H196ZM198 183H201V182H198ZM202 183H203V182H202ZM251 183H252V182H251ZM119 184H120V183H119ZM191 184L194 185L193 182H192ZM227 184H228V183H227ZM230 184H231V183H230ZM232 184H233V183H232ZM138 185H139V184H138ZM196 185H198V184H195L194 187H195ZM203 185H204V184H203ZM236 185H237V182H236ZM252 185H253V184H252ZM122 186H123V185H122ZM207 186H206V187H207ZM210 186H208V187H210ZM226 186H227V185H226ZM230 186H231V185H230ZM119 187H120V186H119ZM139 187H140V185H139ZM200 187H201V186H200ZM208 187H207V190L209 191L208 193H210L209 195H211V194L213 195V193H211V192L214 191V190H213L214 188H211V187L208 188ZM122 188H124V187H122ZM131 188H133V187H131ZM136 188H137V187H135V190H137ZM142 188H143V187H142ZM215 188H216V187H215ZM225 188H226V187H225ZM232 188H233V187H232ZM138 189H139V188H138ZM209 189H212V190H209ZM216 189H217V188H216ZM234 189H235V187H234ZM129 190H130V189H129ZM220 190H221V189H220ZM220 190H219V191H220ZM222 190H223V188H222ZM131 191H132V189H131ZM138 191H139V190H138ZM204 191H205V190H204ZM215 191H216V190H215ZM215 191H214V193H215ZM135 192H136V191H135ZM142 192H143V191H142ZM142 192H141V195L144 193V192H143V193H142ZM206 192H207V191H206ZM217 192H218V191H217ZM223 192H224V191H223ZM133 193H134V192H133ZM126 194H127V193H126ZM134 194H135V193H134ZM136 194H137V195H136ZM136 194H135V198H136L137 201H136V200H134V201H136V203H137L136 205H137V206L139 205V207H140L139 210H140V209H143V208H141V205L144 204L143 200H144L145 198H143V200H142L141 197H143V195L141 196V195H138V193H136ZM139 194H140V193H139ZM223 194H225L226 197H227L226 192L223 193ZM128 195H129V194H128ZM131 195H133V194L131 193ZM131 195H130V196H131ZM144 195H145V194H144ZM146 195H147V194H146ZM204 195H205V193H204ZM207 195H208V194H207ZM209 195H208V197H209ZM214 195H215V194H214ZM125 196H126V195H125ZM113 197H114V196H113ZM113 197H112V198H113ZM132 197H133V196H132ZM146 197H147V196H146ZM211 197H212V196H211ZM218 197H219V194H218ZM221 197H222V196H221ZM114 198H115V197H114ZM122 198H123V197H122ZM130 198H131V197H130ZM133 198H134V197H133ZM147 198H150V197H147ZM216 198H217V197H216ZM222 198H223V197H222ZM115 199L117 200V198H115ZM205 199H206V198H205ZM210 199H211V198H210ZM213 199H215V198H213ZM217 199H218V198H217ZM122 200H123V199H122ZM125 200H126V199H125ZM125 200H124V201H125ZM206 200H207V199H206ZM220 200H221V198H220ZM101 201H102V200H101ZM114 201H115V200H114ZM114 201H113V202H114ZM134 201H133L132 203H134ZM144 201H145V200H144ZM202 201H203V200H202ZM207 201H208V200H207ZM215 201H216V200H215ZM226 201H227V199L224 200V202H226ZM99 202H100V201H99ZM109 202H110V201H109ZM115 202L118 203V204H117L118 206H119L120 203H122V201L120 202V200H119L120 203L117 202V201H115ZM115 202H114V204H115ZM127 202H128V200H127ZM130 202H131V200L129 201V203H130ZM208 202H209V201H208ZM211 202H212V201H211ZM216 202H217V201H216ZM93 203H94V202H93ZM96 203H97V202H96ZM104 203H106V202H104ZM129 203H128V204H129ZM218 203H219V201H218ZM226 203H227V202H226ZM234 203H235V201H234ZM86 204H87V203H86ZM100 204H101V203H100ZM100 204H99V205H100ZM106 204H107V203H106ZM126 204H127V203H126ZM204 204H205V203H204ZM215 204H216V203H215ZM222 204H223V202H222ZM224 204H225V203H224ZM91 205H92V204H91ZM132 205H133V204H132ZM146 205H147V204H146ZM212 205H213V204H212ZM219 205H220V204H219ZM93 206L95 207V204H94ZM96 206H97V205H96ZM107 206H108V205H107ZM130 206H131V205H130ZM137 206H136V208H138ZM222 206H223V205H222ZM234 206H235V205H234ZM98 207H99V206H98ZM100 207H101V205H100ZM100 207H99V208H100ZM103 207H104V206L102 205V208H103ZM113 207H114V205H113ZM142 207H144V206H142ZM210 207H212V206H210ZM214 207H215V206H214ZM87 208H88V207H87ZM92 208H93V207H92ZM96 208H97V207H96ZM111 208H112V207H111ZM114 208H115V207H114ZM116 208L118 209L119 207H116ZM134 208H135V206H134ZM145 208H146V207H145ZM218 208H219V206H218ZM94 209H95V208H94ZM117 209H116V210H117ZM205 209H206V207H205ZM208 209H210V208H208ZM233 209H235V208H233ZM236 209H237V208H236ZM101 210H102V209H101ZM101 210H100V211H101ZM108 210H109V208H108ZM110 210H111V209H110ZM132 210H134V209L132 208ZM144 210H145V209H144ZM144 210L142 211V213H144ZM215 210H218V209H215ZM88 211H89V210H88ZM97 211H98V209H97ZM114 211H115V210H114ZM121 211H122V210H121ZM123 211H124V210H123ZM137 211H138V210H137ZM168 211H170V209H169ZM234 211H235V210H234ZM234 211H233V212H234ZM101 212H103V210H102ZM101 212H100V213H101ZM107 212H109V211H107V209H106V213H107ZM96 213H97V212H96ZM132 213L134 214V213H135V210H134L133 212L128 210V214H129V215L132 214ZM138 213H139V215H140L141 212L138 211ZM142 213H141V214H142ZM159 213H160V212H159ZM169 213H171V212H169ZM169 213H167V214H169ZM207 213H208V210H207ZM93 214H94V213H93ZM97 214H98V213H97ZM104 214H105V212H104ZM124 214H126V213H124ZM133 214H132V215H133ZM208 214H209V213H208ZM211 214H213V213L211 212ZM216 214H218V212H217ZM232 214H233V213H232ZM98 215H99V214H98ZM132 215H131V216H132ZM135 215L137 216V213H136ZM164 215H165V214H164ZM122 216H124V215L122 214ZM126 216H128V215H126ZM126 216H125V217H126ZM209 216H210V215H209ZM215 216H216V215H214V217H215ZM235 216H236V215H235ZM133 217H134V215H133ZM133 217H132V218H133ZM138 217H139V216H138ZM233 217H234V216H233ZM237 217H238V215H237ZM105 218H106V217H105ZM123 218H124V217H123ZM129 218H130V216L128 217V219H129ZM135 218H136V217H135ZM234 218H235V217H234ZM108 219H109V218H107V220H108ZM136 219H137V218H136ZM141 219H143V218L141 217ZM236 219H237V218H236ZM121 220H122V219H121ZM125 220H126V218H125ZM133 220H134V219H132V221H133ZM238 220H239V219H238ZM130 221H131V220H130ZM137 221H138V220H137ZM145 221L149 222V221L146 220V219H145ZM139 222H140V220H139ZM153 222H154V221H153ZM136 223H137V222H136ZM144 223H145V222H144ZM149 223H150V222H149ZM149 223H148V224H149ZM169 223H170V222H169ZM172 223H173V222H172ZM172 223H171V224H172ZM176 223H177V222H176ZM178 223H179V221H178ZM180 223H181V221H180ZM121 224H122V223H121ZM138 224H139V223H138ZM181 224H182V223H181ZM165 225H167V224H165ZM165 225H164V226H165ZM173 225L175 226L174 223H173L172 225H170V226H173ZM178 225H179V224H178ZM147 226H148V225H147ZM164 226H163V227H164ZM170 226H169V228H170ZM174 226H173V227H174ZM181 226H182V225H181ZM138 227H139V226H138ZM173 227H172V228H173ZM176 227H177V225H176ZM144 228H145V226H144ZM157 228L159 229V227H157ZM153 229H154V228H153ZM155 229H156V228H155ZM164 229H166V228H164ZM173 229H175V228H173ZM146 230H147V229H146ZM152 231H153V230H152ZM173 231H174V230H173ZM183 231H184V228H183ZM139 232H140V231H139ZM142 232L144 233V232H146V231H145V230H142ZM148 232H149V231H148ZM154 232H155V231H154ZM158 232H159V231H158ZM177 232H180V231H177ZM162 233H163V231H162ZM165 233H166V232H165ZM170 233H171V232H170ZM170 233H167V235H169ZM174 233H175V232H173V234H174ZM146 234H147V232H146ZM176 234H177V233H176ZM180 234H181V233H180ZM180 234H179V235H180ZM160 235H162V234H160ZM171 236H172V235H171ZM146 237H147V235H146ZM167 237H169V236H167ZM167 237H166V238H167ZM174 237H175V236H174ZM181 237H182V235H181ZM147 238H148V237H147ZM169 238H170V237H169ZM167 239H168V238H167ZM180 239H181V238H180ZM171 240H173V239L171 238ZM171 240H170V241H171ZM170 241H169V243H170ZM173 241H174V240H173ZM175 241H176V240H175ZM179 242H180V241H179ZM167 243H168V241H167ZM176 243H177V242H176ZM177 244H178V243H177ZM190 247H191V246H190ZM171 263H173V262L171 261Z\"/></svg>","mask_w":264,"mask_h":264}]
</instances>
